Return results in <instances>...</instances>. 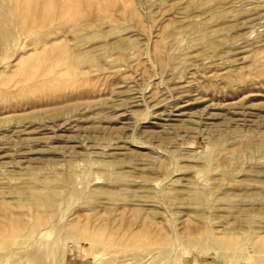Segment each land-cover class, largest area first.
<instances>
[{
  "label": "rangeland",
  "instance_id": "rangeland-1",
  "mask_svg": "<svg viewBox=\"0 0 264 264\" xmlns=\"http://www.w3.org/2000/svg\"><path fill=\"white\" fill-rule=\"evenodd\" d=\"M0 264H264V0H0Z\"/></svg>",
  "mask_w": 264,
  "mask_h": 264
}]
</instances>
